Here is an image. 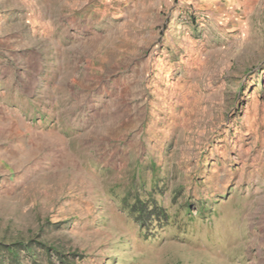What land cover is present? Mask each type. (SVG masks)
<instances>
[{"label":"rangeland","instance_id":"374dc122","mask_svg":"<svg viewBox=\"0 0 264 264\" xmlns=\"http://www.w3.org/2000/svg\"><path fill=\"white\" fill-rule=\"evenodd\" d=\"M80 1L29 0L0 39V241L264 264V0Z\"/></svg>","mask_w":264,"mask_h":264},{"label":"trees","instance_id":"16d2710c","mask_svg":"<svg viewBox=\"0 0 264 264\" xmlns=\"http://www.w3.org/2000/svg\"><path fill=\"white\" fill-rule=\"evenodd\" d=\"M123 205L141 227H144L147 223H167L169 221L167 214L158 206L152 196L142 199L139 195H136L133 197L132 203L129 202L128 198H125ZM40 239L39 234L36 238L28 240L0 241V264H44V261H51L54 256L63 264H76L70 262L58 247L48 246Z\"/></svg>","mask_w":264,"mask_h":264},{"label":"crops","instance_id":"0c3cea01","mask_svg":"<svg viewBox=\"0 0 264 264\" xmlns=\"http://www.w3.org/2000/svg\"><path fill=\"white\" fill-rule=\"evenodd\" d=\"M59 2L69 3L71 10L77 9L78 7V0H59ZM182 2L185 3V0H182ZM26 3H29V0H0V39L13 33L15 17L20 23L23 22L24 15L22 14V11L30 8ZM86 4L87 0L80 1V5L83 6ZM72 14L73 13H70V15Z\"/></svg>","mask_w":264,"mask_h":264}]
</instances>
